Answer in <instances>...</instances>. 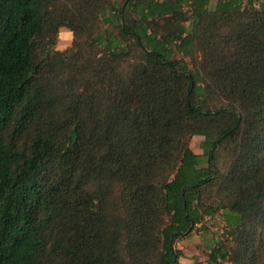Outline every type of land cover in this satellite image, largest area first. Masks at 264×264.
I'll return each instance as SVG.
<instances>
[{
  "label": "trees",
  "instance_id": "trees-1",
  "mask_svg": "<svg viewBox=\"0 0 264 264\" xmlns=\"http://www.w3.org/2000/svg\"><path fill=\"white\" fill-rule=\"evenodd\" d=\"M263 130L264 0H0V264H264Z\"/></svg>",
  "mask_w": 264,
  "mask_h": 264
},
{
  "label": "rangeland",
  "instance_id": "rangeland-1",
  "mask_svg": "<svg viewBox=\"0 0 264 264\" xmlns=\"http://www.w3.org/2000/svg\"><path fill=\"white\" fill-rule=\"evenodd\" d=\"M59 7H68V5H64L62 1L59 2ZM188 29V23L184 24ZM109 30L111 33H116L115 28L112 25H104L99 24V31ZM79 42L82 46H85L86 42H89V38L86 39L85 35H79ZM56 43L54 45V49L60 52H64L72 49L73 47V38L72 33L64 27L58 28ZM87 45V44H86ZM85 50V47L81 48ZM80 49V50H81ZM96 49L95 53H98L99 50ZM95 59H98L100 54H95ZM179 58V56H176ZM200 55L197 54V58ZM185 60L189 63V66L192 67V62H190L189 58H185ZM262 136L264 137V130L262 131ZM203 140L202 136H193L189 141V147L191 150L200 154L202 151L200 149V144ZM229 149L222 150L220 152V161L219 166L221 167L229 158L227 152ZM264 158V155H263ZM264 207V205H263ZM116 209V208H115ZM224 239L223 236V221L219 214L214 216L213 218H206L204 225L202 227H196L194 231L187 237L183 238L176 242L175 246L178 250L182 252V257L179 258L184 264H209L208 262V254L211 248L215 245L216 242L222 241ZM180 264V263H179ZM227 264V263H224Z\"/></svg>",
  "mask_w": 264,
  "mask_h": 264
},
{
  "label": "crops",
  "instance_id": "crops-1",
  "mask_svg": "<svg viewBox=\"0 0 264 264\" xmlns=\"http://www.w3.org/2000/svg\"><path fill=\"white\" fill-rule=\"evenodd\" d=\"M179 263H180V264H184V263H183L182 261H180V260H179Z\"/></svg>",
  "mask_w": 264,
  "mask_h": 264
}]
</instances>
